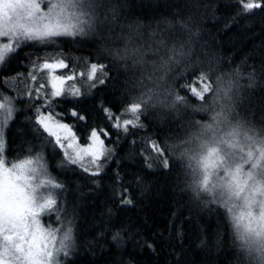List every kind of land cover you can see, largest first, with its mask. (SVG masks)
<instances>
[{"label":"trees","instance_id":"obj_1","mask_svg":"<svg viewBox=\"0 0 264 264\" xmlns=\"http://www.w3.org/2000/svg\"><path fill=\"white\" fill-rule=\"evenodd\" d=\"M39 2L46 8L49 0ZM87 11L82 32L20 42L0 65V97L16 109L5 158L43 161L56 186L45 223L56 217L71 236L61 264H264V248L237 224L227 195L200 186L198 161L233 129L264 146V11L246 13L238 0H91ZM128 36L137 44L163 39L165 48L136 64L120 56ZM54 52L103 65L104 83L48 105L18 98L31 62ZM161 60L169 62L157 71L152 62ZM205 84L215 95L200 100L188 91ZM140 99L146 104L125 131L119 116ZM39 114L68 125L81 145L94 129L105 130L100 138L111 156L100 171L69 161Z\"/></svg>","mask_w":264,"mask_h":264},{"label":"rangeland","instance_id":"obj_2","mask_svg":"<svg viewBox=\"0 0 264 264\" xmlns=\"http://www.w3.org/2000/svg\"><path fill=\"white\" fill-rule=\"evenodd\" d=\"M37 2H39V0H37ZM56 2L57 0H49L47 7L44 8V6L41 5V9L47 12L50 4ZM77 32L79 33V31ZM53 38L48 41H51ZM24 41H30V43H36L37 45L41 42H47L20 39L18 44ZM7 42L8 38L0 37V46ZM15 46L17 47V44L13 43V47ZM8 54L9 53H7L5 57H7ZM59 60H63L68 67H58L55 69L43 67L45 63H55ZM31 63L32 66L27 77L28 82L20 81L21 84L16 88L17 96L21 99L26 97L42 100L43 105H48L50 101L55 99L76 97L71 95L74 89H79L81 95V92H84L88 86L98 83V81L103 78L101 75L102 72L99 73V70L90 78L89 74L91 72V67L89 64L79 61L78 59L68 58L67 55L61 52H54L51 55L36 56ZM73 74H75L74 79L65 80L62 85L63 95L59 97L50 95L54 90L52 88V76H67ZM41 85H43L42 88L40 87ZM0 103L5 105L4 109H0V187L5 184L13 186L25 200L31 198L32 202L30 207L34 210L35 216L34 218L29 217V221L31 222L32 219L39 221L41 230L39 235L43 236V246L52 254L50 264H61V261H63L62 258L68 253L71 244L69 229L58 226L56 217H54L53 222L48 221V225L45 223L47 217L54 215L56 186L48 177L42 160L37 158H26L12 163L6 160L5 134L10 121L15 115L16 109L13 106L14 104L11 97L7 94L2 95V98L0 97ZM8 108H11L10 115L6 111ZM48 115L49 114H39V120L41 116L47 117ZM119 119L121 120V124H124L123 122L125 120L136 121V119L133 118V114L128 111L121 114ZM47 123L49 127L60 136L58 145L62 148L69 161L76 159L77 164L87 168V170L91 172L98 173L102 168L101 165L111 156V149L107 148L104 142L100 145L98 141H93L90 137L87 144L81 145L70 127L71 133L57 127L58 123L63 124L61 121L57 120V118L52 116V119L47 121ZM72 134H74V137ZM54 139L56 140L55 137ZM99 139L102 140L101 138ZM223 139L232 146L228 147L227 145L220 144L219 141H214L211 142L210 145H207L208 148L199 155L198 161L202 180L206 174L204 167L205 162L208 166L209 185H214V187L218 188L222 184H227L231 178L227 173H224V168H227L229 172L236 176L237 181L243 187L240 196L231 195L227 187L224 188V192L227 195L230 207H234L233 212L237 224L241 225V229L244 233L254 237L258 245L264 248V220L260 218L261 210L264 209V146L258 142L249 141V137L243 132L235 136L226 135ZM69 145H71V147H69ZM90 145L92 146L91 148H89ZM212 147H220L221 152L207 157L205 161L207 151ZM85 148L89 150L87 152L82 151V149ZM248 153H252V155L249 156ZM220 156L224 157V164L217 168L216 164ZM237 167L240 168L239 173L235 171ZM49 199L55 203L48 207L41 208L40 205L44 204L45 201ZM249 213H251V215H249ZM33 231H35V225H33ZM6 234L8 233L0 232V264H4L5 261L9 262V264H21V262L15 260L11 251H8L7 254L5 253V241L3 236Z\"/></svg>","mask_w":264,"mask_h":264},{"label":"snow or ice","instance_id":"obj_3","mask_svg":"<svg viewBox=\"0 0 264 264\" xmlns=\"http://www.w3.org/2000/svg\"><path fill=\"white\" fill-rule=\"evenodd\" d=\"M238 3L244 10V12L249 14L253 13L254 9H259L264 11V3L249 2L245 3L244 0H238ZM91 4V0H57L56 3H51L49 10L44 12L41 9V4L37 0H0V37L8 38L7 43H3L0 46V63L4 61L5 55L7 53L13 52L15 49L13 43L18 42L20 39L34 40V41H48L53 37L58 36H73L76 35L77 31L82 32L83 26L88 23L86 17L90 16L91 13L87 11V7ZM136 35H139L137 33ZM153 37L156 36L155 33L152 34ZM141 43H134L135 37L128 36L125 37V47L123 52L120 53L121 58H131L136 64H144L145 57L151 53L154 56H159L161 50L165 48V41L163 39H153L151 43H143V37H140ZM171 59V58H170ZM169 61L161 60L159 62V67H157L156 62L153 63V67L157 71L164 68ZM47 69L55 68H67L68 65L64 63L63 60L56 61L55 63H45L43 65ZM99 70L103 73V65L98 66L96 64L91 65V72L89 74L90 78L94 76L96 71ZM73 75H60L52 76V88L54 89L50 95L53 97H59L63 95V87L65 80L74 79ZM151 79V77H149ZM163 77H161L162 79ZM201 79H204L203 77ZM98 83L103 84L104 80L101 79ZM95 87V84L92 85ZM41 88L43 85L40 86ZM215 91L211 89L210 85H203L200 91H197L194 87L189 86L188 91L193 95L198 97L200 100L204 99V93L208 91ZM39 91V89H38ZM72 96H79V89H74L71 92ZM175 101L179 103H186L183 97L176 96ZM141 104H146L143 99L133 102L128 112L133 114V118L138 120V113L141 109ZM5 105L0 103V109H4ZM8 114L11 113V108L6 110ZM107 112V110H105ZM72 115L80 120H84L85 117L79 113L73 111ZM218 116L223 115V112L217 114ZM109 118L111 114L109 113ZM52 116L49 114L47 117L41 116L39 124L43 126L44 130L49 133L50 136L56 138V143L60 142V136L57 132L53 131L47 121L51 120ZM215 119V117H214ZM124 130L127 131V126L133 123V120H125ZM116 127H120L121 124L117 120ZM142 126V125H141ZM60 129H65L67 132L71 133V129L66 124H57ZM210 127V126H209ZM237 131L233 129L226 133L227 136L237 135ZM74 137V134H72ZM91 138L93 141H98L100 145L103 144V140H100V136H107L108 133L101 129L100 131L93 130L91 132ZM220 144L229 145L228 142L221 138L219 140ZM71 147V145H69ZM92 146L90 145L89 148ZM153 147H157L153 145ZM89 149L85 148L82 151L87 152ZM157 151H159L157 147ZM221 152L220 147H212L207 151V157H211L214 154H219ZM249 156L252 153H248ZM72 163H76V159L71 160ZM30 163V161H29ZM224 164V157L220 156L217 161L216 167L219 168ZM164 166H167V162H164ZM205 176L201 181V187L204 191H211L209 188V174L207 172V163L205 162ZM224 173H227L231 178L227 184H222L221 190L218 195L223 196L226 193L224 188L227 187L231 195L240 196L243 191V187L239 184L236 176L229 172L227 168L223 169ZM236 173L240 172V168H236ZM31 198L25 200L13 186L5 184L0 187V232L8 233L3 236L5 241V253L8 251L13 253L16 261L21 262V264H50L51 252L47 250L44 245V239L41 232L39 221L34 219L29 221V217L35 216L34 210L30 207ZM125 203H131L130 199L125 200ZM55 202L52 200H46L44 204L40 205L41 208L48 207ZM251 215V213H249ZM261 220H264V209L260 213ZM33 225H35V231H33ZM259 235V234H258ZM244 237L241 236V239ZM4 264H9L5 261Z\"/></svg>","mask_w":264,"mask_h":264}]
</instances>
